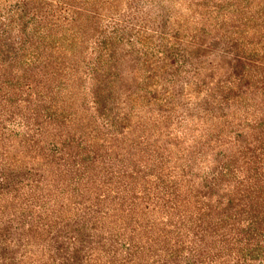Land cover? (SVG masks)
Wrapping results in <instances>:
<instances>
[{
	"label": "trees",
	"instance_id": "1",
	"mask_svg": "<svg viewBox=\"0 0 264 264\" xmlns=\"http://www.w3.org/2000/svg\"><path fill=\"white\" fill-rule=\"evenodd\" d=\"M0 264H264V1L0 0Z\"/></svg>",
	"mask_w": 264,
	"mask_h": 264
},
{
	"label": "rangeland",
	"instance_id": "2",
	"mask_svg": "<svg viewBox=\"0 0 264 264\" xmlns=\"http://www.w3.org/2000/svg\"><path fill=\"white\" fill-rule=\"evenodd\" d=\"M264 1V0H263ZM226 37H229V34L227 33L226 34ZM249 40H251V39H249ZM249 40H246L247 42H249ZM252 41V40H251ZM254 41V43L257 41L256 39H254L253 40ZM226 43V42H225ZM224 42H221L220 40H218V39H215V41L213 42V46L212 47H214L215 49H219V50H221V51H223V50H225L226 51V53H237V52H239L240 51V49H241V44H239V42L238 43H234V45L232 46V44H225ZM245 43V42H244ZM252 44L251 43H247V48H249V46L250 47H252L251 46ZM257 49H258V47H257ZM221 51H219L218 53H222V54H224L223 52H221ZM218 55V54H217ZM225 55V54H224ZM228 55H230V54H228ZM225 57V59L228 57L227 55L226 56H224ZM211 58H212V55H211Z\"/></svg>",
	"mask_w": 264,
	"mask_h": 264
}]
</instances>
